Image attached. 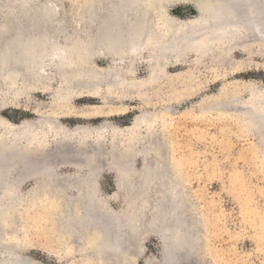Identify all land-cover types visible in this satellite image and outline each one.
Returning a JSON list of instances; mask_svg holds the SVG:
<instances>
[{"label": "rangeland", "instance_id": "374dc122", "mask_svg": "<svg viewBox=\"0 0 264 264\" xmlns=\"http://www.w3.org/2000/svg\"><path fill=\"white\" fill-rule=\"evenodd\" d=\"M48 1L54 5L56 17L64 22L70 37L64 40L59 35V45L89 40L91 31L81 29L75 23L81 10L79 4L86 0ZM100 1L105 3V0ZM166 9L167 14L178 21L198 16L196 9L184 2L174 3ZM0 23L9 30V15L1 7ZM230 37L226 34L225 37H212L216 41L206 56L198 57L188 52L180 63L170 64L162 73L159 71V79L154 82L147 81L149 66L142 60L149 54L145 51L140 53L142 60L136 62L133 74L124 72L128 57L121 61L92 54L87 64L101 73V86L81 92H72L71 81L61 76L58 63L63 60L58 53L44 62L43 80L37 82L27 80L23 71L16 75L10 72L12 68H5V74L0 78V132L8 129L17 132L27 122L33 124L37 130H33L30 140L23 143L21 139L17 140L24 145L23 159H20L24 162L35 158L42 146L51 145L55 132L48 126L54 124L67 133L85 128L80 135L72 133L69 136H78L82 144L95 140L99 142L96 143L99 149L107 148L111 139V143L118 141V154L126 138L134 144L139 137L151 133L150 136L160 140L159 147L164 148V156L169 158L165 160H171L175 165L179 195L186 202V208L182 207L187 213L186 219L191 220V225L196 224L193 227L201 236L194 264H264V150L238 109L230 105L225 110L221 104L227 99H247L248 88L253 85L264 90V41L258 40L246 51L243 40L237 39L242 44L224 55L220 49L235 40ZM73 54H76L74 49ZM67 58L71 63L77 62L71 54ZM114 61L117 66L113 65ZM114 67L118 79L133 84L106 85L103 77ZM66 96L70 97V103L61 110L62 107H57L58 102ZM119 108L122 111L116 110ZM74 109H83L81 111L85 114L73 113ZM146 117H156L157 122L147 129L143 127L140 130H146L143 135L137 131L139 128L134 122ZM132 126L129 134L128 129ZM57 138L47 155L52 156L48 158H53L52 162H63L57 163L56 172L63 176L77 172L86 174L87 168L74 162L77 158L81 160L82 156L77 157L70 151L68 141L65 140V144L58 142ZM57 144L61 145L57 147L60 150L51 151ZM145 144V141L140 143L146 148ZM92 147L89 145L91 149L88 150ZM58 150L74 155H70L71 158L62 152L63 155L59 156ZM147 157L153 158L151 154ZM99 158L100 163H107L106 156ZM141 168L142 159L134 157L130 173ZM14 174L9 170L8 177ZM127 180L117 178L114 170L106 165L97 171L95 187L113 211L129 208L123 200L127 192L120 187L122 181ZM41 190L31 177L22 179L15 193L0 190L1 258L11 257L14 253L34 264H103L88 250V239L81 244L72 242L74 238L58 221L60 199L45 196ZM148 191L153 204L157 194L151 187ZM74 192L73 187L64 191L69 196ZM14 196L17 202L5 205ZM157 200L158 204L159 198ZM199 226L200 230L197 229ZM139 242L141 248L135 258H129V264H145L148 258L160 260L162 243L155 233L146 231ZM119 261L122 263L123 257Z\"/></svg>", "mask_w": 264, "mask_h": 264}, {"label": "bare ground", "instance_id": "6f19581e", "mask_svg": "<svg viewBox=\"0 0 264 264\" xmlns=\"http://www.w3.org/2000/svg\"><path fill=\"white\" fill-rule=\"evenodd\" d=\"M104 2L86 0L80 6L79 16L77 15L79 18L75 19L77 27L89 29L91 34L88 45L83 43L77 48L74 46L75 44H69L74 47L75 51L78 49L77 54H74L77 56V62L70 65V61H68V64L65 63L68 65L66 69L59 66L62 74L60 75L71 81L72 92L73 90L79 92L84 89L91 90L101 86L102 81L99 80L102 77L101 73L90 65H82L94 53L121 61L126 57L130 58L124 72L133 74L136 62L142 60L140 53L145 51L149 54L142 60L149 66L147 81L154 82L159 79V71L162 73L170 64L180 63L186 53L191 52L198 57L206 56L213 49V44L216 41L212 37L216 38L221 35L225 37L226 34L231 35V39H235L229 45L221 47L220 50L224 55H227L235 46L242 44V42L239 44L237 39L243 40V49L246 51L249 49L248 46L253 48L258 40L264 41V0H105ZM177 2L191 4L196 9L198 16L187 21H178L170 17L166 8ZM198 5L208 10H213L216 6H220L219 8H222L221 6L229 8L230 6L233 17H229L228 20L214 21L212 25H208L209 27L206 24L205 30L200 31L199 28L203 25L199 21L203 19V16L205 17V14L199 11ZM0 7L8 13L11 21L9 30L4 26L5 24L0 23V63L2 64L0 78L5 74L3 69L10 67L12 68L10 72L16 75L23 71L27 80L35 82L43 80V64L49 57L56 54L52 48L60 46L58 36L62 35L64 40L69 37L67 27L60 18L56 17L54 5L48 0L42 2L0 0ZM207 32L212 33L210 38L205 36ZM40 34L45 36L44 39L42 38L46 42L44 51L32 53L30 48L34 46L33 43H37ZM4 41H11V46L8 47L4 44L3 47ZM194 45L196 46L194 47ZM9 48L14 49L12 54H9ZM105 48L107 49L106 53L103 52ZM4 49L5 55L1 53ZM251 51L254 50L251 49ZM9 57L11 60L6 61ZM22 59L24 60L22 61ZM116 64L114 61L113 65L117 66ZM116 71L117 69L114 67L112 72H107L103 77L106 79L103 81L106 85L114 87L133 84L132 81L118 79ZM135 85L137 84L135 83ZM69 94L71 93L69 92ZM69 99L70 97H63L57 107H62L61 110H63L64 106L69 105ZM221 104L225 110H228L230 105H234L238 109L264 150V90L253 85L248 88L247 99H241V101L227 99ZM76 110L74 109L72 112L85 114L84 111H81L83 109ZM116 110L122 111V108ZM87 114L89 113L87 112ZM136 121L137 123H135ZM136 121L134 125H137L139 128L137 131H140L143 127L147 129L155 124L157 119L156 117H146L140 120L137 118ZM48 127L55 132V137L52 134L54 138L51 140V145L42 146L30 162L20 160L23 159L22 155L25 150L23 149L24 145L21 146L22 144L17 143V140L21 139V142L30 140L33 130L34 132L37 130L33 124L27 122L17 132L9 129L0 132V190L4 189V191L15 193L19 182L28 177H31L35 183L38 182L42 194L53 195L60 199L59 206L56 205L58 221L63 225V229H66L68 234L74 238L72 242L81 244L88 239V250L103 264H129L131 260L129 258L137 256L141 248L139 242L141 235L146 231L156 234L162 243V250L160 260L148 258L145 264H194L196 250L200 249L199 238L201 236H198V230L196 231L194 228L196 224H193V227L191 220L186 219L187 213L183 209L186 208V202L179 195L175 165L171 160H165L169 158L164 156V148L159 147L160 140L157 141L150 136L151 133H149L150 137H139L134 141V144L129 143L126 138L121 146V153L118 154L116 152L120 147L118 141L111 143V139L107 148L99 149V144H96L99 142H95V140L82 144L83 141L78 136H69L72 133L79 134L81 130L86 131L85 128L74 129L71 131L72 133H67L55 124ZM132 130L133 126L128 129L129 134ZM145 131H140V133L145 135ZM56 138L58 142H65V144L68 141L67 147L71 148L70 151L77 157L78 155L82 156L81 160L77 158L78 161L75 157L76 161L74 162H79L77 164L86 167V174L77 172L74 175L63 176L56 172V167L63 162H57V165L52 162L53 158L49 160L52 156H47L49 149L57 143ZM144 141L147 144H145L146 148L144 145H140ZM89 145H93L95 150L93 147L92 150H88L91 149L88 148ZM59 146L61 145L57 144L51 151ZM5 147H8V150ZM59 150L57 151L58 155L63 152L59 153ZM57 152L54 154L57 155ZM66 153L71 155V153ZM67 154L65 155L67 156ZM148 154H151L153 158L147 157ZM99 156H106L107 163H100L102 161L99 162ZM68 157L69 161L70 157ZM134 157L142 159V168L138 169V172L130 173ZM105 165L114 170L116 177L120 180L128 178L127 181H122V186H120L124 192H127L123 200L129 208L125 211H113L107 205L106 200L100 197L95 187L97 171ZM9 170L15 172L13 177H8ZM124 174L129 175L122 177L121 175ZM69 187L75 189L73 196L64 193ZM149 187L153 188L157 194L153 204L148 191ZM158 198L159 203L157 204ZM16 202V196H14L5 202V205H13ZM74 204L77 205L71 208V205ZM75 207L78 209L74 210ZM197 229L200 230V226ZM122 257L123 261L120 263L119 259ZM0 264L34 263L13 253L11 257L5 256L3 259L0 256Z\"/></svg>", "mask_w": 264, "mask_h": 264}, {"label": "water", "instance_id": "95a60500", "mask_svg": "<svg viewBox=\"0 0 264 264\" xmlns=\"http://www.w3.org/2000/svg\"><path fill=\"white\" fill-rule=\"evenodd\" d=\"M83 3H80L79 5H82ZM198 7V9H199V11H201L203 14H205V17L203 16L202 18L203 19H200V24L201 25H203V26H201L200 28H199V30L200 31H203V30H205V28L209 25H212L213 23H214V21H217V20H219V19H227L228 20V18L229 17H233V16H231V15H233V13H232V11H231V7L229 6V8L228 7H224V6H221L222 8H219L220 6H216L213 10H208V9H204V8H202L201 7V5L199 6H197ZM77 8V7H76ZM195 9V8H194ZM79 16V15H78ZM75 18H79V17H75ZM207 24V26H205ZM208 26V27H209ZM210 29V28H209ZM212 32V31H211ZM206 33L205 34V36H208V38H210V34L212 35V33ZM41 36H39L38 37V41H37V43H33L34 44V46H32V48H30V49H32L31 50V52L32 53H35V52H37V53H41L42 51H44L43 49L45 48V46H46V42L44 41V40H42V38L44 39L45 38V36L43 35V34H40ZM221 36H223V35H221ZM221 36H216V38H220ZM31 38V37H30ZM33 38V37H32ZM86 40V39H85ZM85 40H83V39H80V40H75V41H77L78 43L77 44H75L74 46H77V48H79L80 47V45L81 44H83V43H85V44H90V40L88 41H85ZM10 43H11V41H9V42H6V41H4L3 43H2V46L4 47L5 45L4 44H6L8 47H10L11 45H10ZM29 43H31V42H29ZM12 44V43H11ZM106 47V46H105ZM73 48L74 47H72V45L70 46V45H60L59 47H56V48H52V51L55 53H58V56H59V58L61 59V60H63V62L62 61H60L59 63H58V65H60V66H63L65 69L66 68H68V58H67V56H69L70 54L72 55V58H76L77 56H75L74 54H73ZM46 50H48V49H46ZM107 49L105 48V49H103V52H107L106 51ZM14 51V49H12V48H9L8 49V52H9V54H12V52ZM49 51V50H48ZM51 52V51H50ZM76 52V54H77V52H78V49H77V51H75ZM3 55H5L6 53H5V49H4V51H2L1 52ZM60 53V54H59ZM51 54H52V52H51ZM61 55H64V56H62L61 57ZM16 56V55H15ZM15 56H14V58H15ZM91 56V55H90ZM90 56L88 57V59H87V61L89 60V58H90ZM9 59V60H8ZM11 60V58L9 57V58H7V60L6 61H10ZM24 59H22V61H23ZM72 61H73V59H72ZM85 61V60H84ZM87 61L86 62H84V64H82V65H88L87 64ZM5 63H7V62H5ZM65 63H67V64H65ZM42 64H43V61H42ZM41 64V65H42ZM69 64L71 65L72 63L71 62H69ZM6 65H8V64H6ZM10 66H12L11 64H9ZM40 65V67H42ZM44 65V64H43ZM15 67V66H14ZM40 67H39V69H40ZM2 69V64L0 63V70ZM18 71V70H17ZM41 76V75H40Z\"/></svg>", "mask_w": 264, "mask_h": 264}]
</instances>
